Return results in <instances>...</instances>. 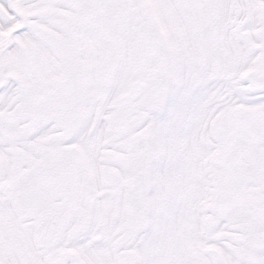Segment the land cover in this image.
Here are the masks:
<instances>
[{
    "label": "snow or ice",
    "instance_id": "6c2138e0",
    "mask_svg": "<svg viewBox=\"0 0 264 264\" xmlns=\"http://www.w3.org/2000/svg\"><path fill=\"white\" fill-rule=\"evenodd\" d=\"M0 264H264V0H0Z\"/></svg>",
    "mask_w": 264,
    "mask_h": 264
}]
</instances>
